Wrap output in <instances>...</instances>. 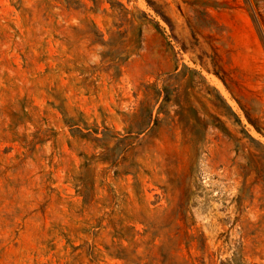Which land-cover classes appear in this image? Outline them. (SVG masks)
<instances>
[{
	"label": "rangeland",
	"instance_id": "374dc122",
	"mask_svg": "<svg viewBox=\"0 0 264 264\" xmlns=\"http://www.w3.org/2000/svg\"><path fill=\"white\" fill-rule=\"evenodd\" d=\"M72 2L0 0V264H264V0Z\"/></svg>",
	"mask_w": 264,
	"mask_h": 264
},
{
	"label": "trees",
	"instance_id": "16d2710c",
	"mask_svg": "<svg viewBox=\"0 0 264 264\" xmlns=\"http://www.w3.org/2000/svg\"><path fill=\"white\" fill-rule=\"evenodd\" d=\"M91 1H92V3H93L94 5H96L100 0H91ZM64 2L66 3V6H67V7H70L71 4L73 3L72 0H64ZM75 3H76V1H75Z\"/></svg>",
	"mask_w": 264,
	"mask_h": 264
}]
</instances>
